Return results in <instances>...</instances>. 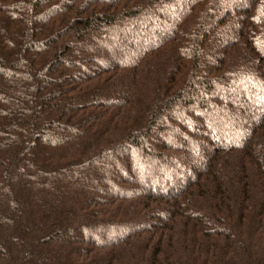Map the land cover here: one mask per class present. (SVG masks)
Listing matches in <instances>:
<instances>
[{"label":"trees","instance_id":"obj_1","mask_svg":"<svg viewBox=\"0 0 264 264\" xmlns=\"http://www.w3.org/2000/svg\"><path fill=\"white\" fill-rule=\"evenodd\" d=\"M0 264H264V0H0Z\"/></svg>","mask_w":264,"mask_h":264}]
</instances>
